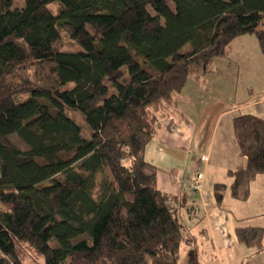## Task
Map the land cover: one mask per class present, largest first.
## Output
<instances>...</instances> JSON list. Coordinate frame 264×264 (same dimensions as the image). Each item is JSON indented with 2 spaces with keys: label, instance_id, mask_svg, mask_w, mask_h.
<instances>
[{
  "label": "trees",
  "instance_id": "16d2710c",
  "mask_svg": "<svg viewBox=\"0 0 264 264\" xmlns=\"http://www.w3.org/2000/svg\"><path fill=\"white\" fill-rule=\"evenodd\" d=\"M245 35L264 54V0H0V264H24L23 244L44 264H180L185 200L158 189L145 148ZM233 127L247 166L218 204L264 175V119ZM237 237L264 249L262 228Z\"/></svg>",
  "mask_w": 264,
  "mask_h": 264
},
{
  "label": "crops",
  "instance_id": "0c3cea01",
  "mask_svg": "<svg viewBox=\"0 0 264 264\" xmlns=\"http://www.w3.org/2000/svg\"><path fill=\"white\" fill-rule=\"evenodd\" d=\"M242 38L236 40L242 41ZM240 71L239 67L238 74ZM217 101L176 97L175 112L162 120L145 148L144 157L158 170V189L182 197L185 203L180 213L188 215L190 220L195 218L191 229L187 227L193 234H188L192 244L187 247L196 249L194 235L200 233L206 249L202 255L204 259L211 257L203 264H264V249L257 251L247 247L237 237V228L264 230V175L251 183L246 201L234 199L227 191L223 202L218 204L215 196L216 184L230 186L233 178L229 172L247 166L235 141L233 121L240 115L264 119V94L254 100H236L235 104L222 101L227 107L213 117L212 130L206 134L200 130V122L209 119L211 113L214 115L212 110H216ZM200 173L204 175V181L196 190L192 179ZM199 216L202 217L199 219Z\"/></svg>",
  "mask_w": 264,
  "mask_h": 264
},
{
  "label": "rangeland",
  "instance_id": "374dc122",
  "mask_svg": "<svg viewBox=\"0 0 264 264\" xmlns=\"http://www.w3.org/2000/svg\"><path fill=\"white\" fill-rule=\"evenodd\" d=\"M149 11L153 14L151 9ZM190 49V46H186L183 51L187 52ZM227 54L228 58L224 56L214 59L206 72H194L188 79L183 92L176 94V97H185L186 100H202L203 102L218 100L216 110H212L215 112L214 115L212 116L211 113L209 119L200 122V130L205 131L206 134L212 130L213 117L227 107L222 101L235 104L236 100H254L264 94V54L260 50L256 36L245 35L242 41L236 40L228 48ZM238 66L241 70L239 74ZM11 141L25 149L24 144L18 138L12 137ZM201 217L199 216V219ZM180 219L188 228L195 220V218L190 220L185 214ZM188 234L193 235L191 230ZM194 237L196 238V249L183 246L182 264H203L206 259L211 260V257L207 256L204 259L205 256L202 255L206 249L201 243L200 233L195 234ZM52 244L56 245L55 241ZM190 251L194 253V258L191 257L193 253L190 254ZM18 255L24 264H44L43 256L25 244L19 246Z\"/></svg>",
  "mask_w": 264,
  "mask_h": 264
},
{
  "label": "built area",
  "instance_id": "2783aa9c",
  "mask_svg": "<svg viewBox=\"0 0 264 264\" xmlns=\"http://www.w3.org/2000/svg\"><path fill=\"white\" fill-rule=\"evenodd\" d=\"M203 159L206 160L207 158L203 157ZM203 181H204V175L203 174L200 173L197 176H194L192 179L194 189H196V190L200 189Z\"/></svg>",
  "mask_w": 264,
  "mask_h": 264
}]
</instances>
